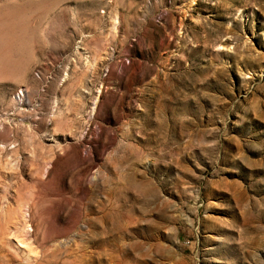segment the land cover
Segmentation results:
<instances>
[{
	"label": "rangeland",
	"instance_id": "obj_1",
	"mask_svg": "<svg viewBox=\"0 0 264 264\" xmlns=\"http://www.w3.org/2000/svg\"><path fill=\"white\" fill-rule=\"evenodd\" d=\"M0 264H264V0H0Z\"/></svg>",
	"mask_w": 264,
	"mask_h": 264
},
{
	"label": "bare ground",
	"instance_id": "obj_2",
	"mask_svg": "<svg viewBox=\"0 0 264 264\" xmlns=\"http://www.w3.org/2000/svg\"><path fill=\"white\" fill-rule=\"evenodd\" d=\"M22 94H23V93L20 94V97H21Z\"/></svg>",
	"mask_w": 264,
	"mask_h": 264
}]
</instances>
